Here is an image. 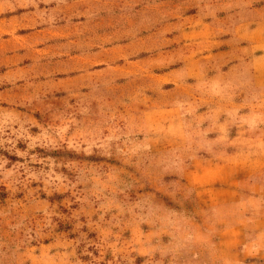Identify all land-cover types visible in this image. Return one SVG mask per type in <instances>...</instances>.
Returning a JSON list of instances; mask_svg holds the SVG:
<instances>
[{"label":"rangeland","instance_id":"374dc122","mask_svg":"<svg viewBox=\"0 0 264 264\" xmlns=\"http://www.w3.org/2000/svg\"><path fill=\"white\" fill-rule=\"evenodd\" d=\"M0 264H264V0H0Z\"/></svg>","mask_w":264,"mask_h":264},{"label":"crops","instance_id":"0c3cea01","mask_svg":"<svg viewBox=\"0 0 264 264\" xmlns=\"http://www.w3.org/2000/svg\"><path fill=\"white\" fill-rule=\"evenodd\" d=\"M177 41H181L179 39H177ZM199 59L201 58H196L193 57L192 54L190 53H186L183 55V57L181 58V61H183L182 65L178 68H174L171 72H170V77H171V81L173 83L177 84L176 91H185V92H189V90L187 88H189V86H187V82L191 79V78H195L197 82L201 83V85H196L199 88H210L211 92L217 93V91L214 90V88H224L223 87V83L225 80V77L228 75H226L223 71L215 73L214 75H207V72L205 69H203L200 66V70L197 72L196 70L192 71L191 70V62L198 63ZM219 58H217L218 60ZM257 59H253L250 58L248 61H246V59H244V70L249 69V74L251 77L253 78H257V73H258V69H257V63H256ZM240 65H238L239 67ZM247 73H244L243 75H239L238 79H247L246 78ZM178 84H182L180 88V90H177L178 88ZM203 84V86H202ZM213 88V90H212ZM187 89V90H185ZM190 89V88H189ZM212 156H226L227 157V161L223 163V167L228 168V176L226 177H221L218 175V172L215 173V176L213 177L212 180H209L210 182H222L224 181L225 184H222L221 187L217 188L216 191H214L213 193V197L215 198V196L217 198H222L223 200L226 199L228 196L232 194V190L234 189V186L237 182V174H238V165H237V161H236V156L237 153L236 152H231V153H220V151L217 152H213V154H210ZM219 167V166H218ZM212 198V196H211Z\"/></svg>","mask_w":264,"mask_h":264}]
</instances>
